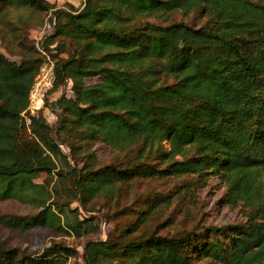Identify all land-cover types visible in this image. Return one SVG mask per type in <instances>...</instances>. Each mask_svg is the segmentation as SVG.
Returning a JSON list of instances; mask_svg holds the SVG:
<instances>
[{"label": "trees", "instance_id": "16d2710c", "mask_svg": "<svg viewBox=\"0 0 264 264\" xmlns=\"http://www.w3.org/2000/svg\"><path fill=\"white\" fill-rule=\"evenodd\" d=\"M9 8L51 13L53 33L41 39L55 61L50 93L70 81L73 96L52 103L60 112L55 126L41 113L27 128L21 114L46 58L33 40L22 43L20 61L0 52V203L41 208L28 216L0 213V225L24 233L85 231L88 221H71L63 204H48L50 190L36 182L42 173L52 176L58 164L69 166L52 134L58 129L70 149L77 139L80 151L100 143L110 151L134 150L146 161L131 168L97 166L95 156L86 155L80 169L57 171L72 179L75 200L114 195L118 184L169 172L215 176L228 204L250 208L246 222L234 227L152 234L125 244L89 242L85 264H264V0H85L80 9L0 0V14ZM194 12L208 18L205 25L172 21ZM65 39L76 49L61 58L51 46ZM152 156L167 169L148 164ZM150 217L143 212L141 223ZM75 256V249L57 243L36 255L0 246V262L11 264H71Z\"/></svg>", "mask_w": 264, "mask_h": 264}, {"label": "rangeland", "instance_id": "374dc122", "mask_svg": "<svg viewBox=\"0 0 264 264\" xmlns=\"http://www.w3.org/2000/svg\"><path fill=\"white\" fill-rule=\"evenodd\" d=\"M58 9L72 5L82 8L85 0H47ZM51 13H38L29 8H9L0 14V52L12 61H20L23 55L22 43L31 46L37 38ZM172 21H182L197 27L206 24L208 18L198 12L184 16L175 14ZM171 22V21H170ZM16 29V31H13ZM33 40V41H32ZM64 45L57 41L55 47L57 55L67 58L75 52L74 44L65 39ZM21 43V46L19 45ZM25 47V45H24ZM93 82H96L94 80ZM170 83L173 81L169 80ZM72 87V84H71ZM72 97L69 82L63 88L50 93L43 115L50 125L55 126L59 113L52 103L62 96ZM53 137L67 157L68 164H58V169L52 176L42 173L36 182L50 190L52 198L48 204H63L71 221H88L83 225L85 231L81 235L73 232L42 228L28 233L20 230L7 229L0 225V246L8 250L25 252L28 255L41 254L52 244L66 245L75 249L77 256L70 259V263L85 264L84 248L89 242L108 240L110 243L125 244L140 242L152 234L162 236H183L193 230L203 231L207 227H234L244 224L250 208L242 205L232 206L227 203V189L221 180L215 176L198 178L192 175L169 174L158 175L156 178H135L128 183L118 184V191L99 199H79L71 197L74 183L71 178H61L57 171L64 169H80L84 166L86 155L95 156L97 166L116 165L118 167L138 165L146 162L138 160L136 151H110L103 144L81 147L77 139H71L74 149L63 143L58 129H54ZM63 137V138H62ZM70 140V139H67ZM84 157V158H83ZM148 164L157 166V170L167 169V165L160 164L158 157H151ZM177 161H182L180 157ZM170 170V169H169ZM168 170V171H169ZM55 204V208H56ZM54 208V209H55ZM41 208L16 201L0 203V213L6 215L28 216L38 213ZM151 214L146 223H141L142 213ZM97 229V231H94ZM0 264H11L10 261ZM100 264H131L124 260H106ZM193 264H217L214 261H196Z\"/></svg>", "mask_w": 264, "mask_h": 264}, {"label": "built area", "instance_id": "2783aa9c", "mask_svg": "<svg viewBox=\"0 0 264 264\" xmlns=\"http://www.w3.org/2000/svg\"><path fill=\"white\" fill-rule=\"evenodd\" d=\"M42 26V30L37 38V48L45 56L46 61L41 65L38 73L35 76L34 83L29 92V100L27 108L21 114V120L27 128H30L33 120L40 117L42 110L45 107L50 91L55 83V61L41 46V39L53 33L55 20H49ZM71 82L69 88L71 92Z\"/></svg>", "mask_w": 264, "mask_h": 264}]
</instances>
